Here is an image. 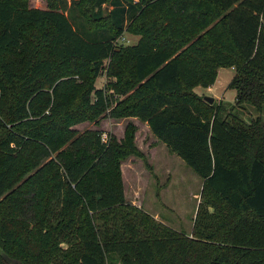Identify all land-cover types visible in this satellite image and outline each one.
<instances>
[{
	"label": "trees",
	"instance_id": "obj_1",
	"mask_svg": "<svg viewBox=\"0 0 264 264\" xmlns=\"http://www.w3.org/2000/svg\"><path fill=\"white\" fill-rule=\"evenodd\" d=\"M221 67L230 108L195 91ZM103 114L147 122L203 180L191 236L127 201L134 125L72 128ZM0 264H264V0H0Z\"/></svg>",
	"mask_w": 264,
	"mask_h": 264
},
{
	"label": "rangeland",
	"instance_id": "obj_2",
	"mask_svg": "<svg viewBox=\"0 0 264 264\" xmlns=\"http://www.w3.org/2000/svg\"><path fill=\"white\" fill-rule=\"evenodd\" d=\"M73 0H68L71 4ZM30 7L48 8V0H28ZM73 6V5H72ZM109 9L111 6L108 7ZM68 11V10H67ZM72 14V15H71ZM69 13L72 23L78 30H83L84 23L78 15ZM84 32L88 36L89 30ZM139 35L123 31L118 36V45L134 44ZM235 70L231 67L221 69L212 92L204 87H197L196 92L202 96H213L218 103L221 96L229 108L236 102L237 91L230 83ZM108 82L103 73L95 85L102 87ZM214 94V95H213ZM221 101V100H220ZM236 117L249 121L258 112L250 105L234 107ZM134 125L135 145L142 155L131 154L122 161L121 170L124 182V192L128 202L140 207L143 211L178 231L192 235L199 204L202 201L203 180L175 153L171 152L162 142L157 140L150 128L141 120L129 118L116 119L101 115L96 119H87L73 125L79 132L96 130L101 133L102 140H107L113 134L118 140H123Z\"/></svg>",
	"mask_w": 264,
	"mask_h": 264
},
{
	"label": "crops",
	"instance_id": "obj_3",
	"mask_svg": "<svg viewBox=\"0 0 264 264\" xmlns=\"http://www.w3.org/2000/svg\"><path fill=\"white\" fill-rule=\"evenodd\" d=\"M222 68H225V67H221L220 69H219V73H218V77H217V79L219 78V75H220V72H221V69ZM231 68H233L234 70H235V68L234 67H231ZM236 72V71H235ZM235 75V74H234ZM214 85H215V83L212 85V86H210V87H208V88H204L205 90H207L208 92H212L213 91V89H214ZM197 88V87H196ZM196 88H195V91H196ZM214 95V94H213ZM216 98H218V101H220V100H223V101H225L224 100V98L223 97H221V96H215ZM237 98V97H236ZM226 102V101H225ZM133 119H137V120H139L140 121V119L139 118H137V117H133ZM142 122V121H141ZM143 123H145L148 127H149V125H148V123L147 122H143ZM150 128V127H149ZM150 131H151V129H150ZM164 144V143H163ZM165 145V144H164ZM166 146V145H165ZM167 147V146H166Z\"/></svg>",
	"mask_w": 264,
	"mask_h": 264
},
{
	"label": "water",
	"instance_id": "obj_4",
	"mask_svg": "<svg viewBox=\"0 0 264 264\" xmlns=\"http://www.w3.org/2000/svg\"><path fill=\"white\" fill-rule=\"evenodd\" d=\"M204 100H206L210 104H213L215 101V98L213 96L206 95L204 96Z\"/></svg>",
	"mask_w": 264,
	"mask_h": 264
}]
</instances>
